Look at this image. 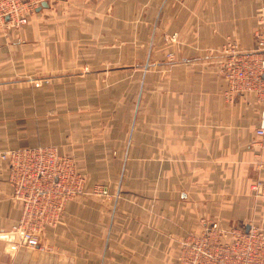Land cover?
Segmentation results:
<instances>
[{
	"label": "crops",
	"instance_id": "0c3cea01",
	"mask_svg": "<svg viewBox=\"0 0 264 264\" xmlns=\"http://www.w3.org/2000/svg\"><path fill=\"white\" fill-rule=\"evenodd\" d=\"M262 6L50 0L0 28V152L54 145L112 193L69 201L35 248L0 239V264H179L213 219L264 231L262 104L227 99L217 71L227 43L255 48ZM19 217L0 160V234Z\"/></svg>",
	"mask_w": 264,
	"mask_h": 264
},
{
	"label": "built area",
	"instance_id": "2783aa9c",
	"mask_svg": "<svg viewBox=\"0 0 264 264\" xmlns=\"http://www.w3.org/2000/svg\"><path fill=\"white\" fill-rule=\"evenodd\" d=\"M43 1L50 0H0V28L23 27ZM253 36L252 51H240L229 42L220 49L217 65L227 82L229 100L251 93L262 104L255 134L264 138V6L257 10ZM0 160L6 163L11 200L20 208L19 220L9 232L15 236L11 250L35 248L44 228L60 222L69 201L79 196L112 198L108 186H89L75 159L54 145L6 150ZM177 259L179 264H264V232L254 225L245 230L209 222L180 240Z\"/></svg>",
	"mask_w": 264,
	"mask_h": 264
},
{
	"label": "rangeland",
	"instance_id": "374dc122",
	"mask_svg": "<svg viewBox=\"0 0 264 264\" xmlns=\"http://www.w3.org/2000/svg\"><path fill=\"white\" fill-rule=\"evenodd\" d=\"M47 2H49V1H47ZM35 11H36V10H35ZM34 13H35V12H34ZM34 13H33V14H34ZM33 14H32V15H33ZM32 15H31V16H32ZM18 29H20V28H18ZM18 29H13V30H18ZM13 30H10V31H13ZM253 37H254V36H253ZM254 41H255V39H254ZM220 54H221V53H220ZM168 56H170V55H168ZM221 58H222V54H221ZM221 58H220V59H221ZM220 59H219V60H220ZM139 60H142V58H139ZM219 60H218V61H219ZM218 68H219V66L217 65V71H218L219 75L224 79L223 75L220 73V71H219ZM224 80H225V79H224ZM225 82H226V80H225ZM226 84H227V82H226ZM227 90H228V87H227ZM227 90H226V92H225V95H226V98L229 99V98L227 97ZM230 101H231V100H230ZM258 118H259V116H258ZM15 149H17V148H15ZM9 150H12V149H9ZM2 152H3V151H2ZM0 153H1V152H0ZM85 175H86V177H87V179H88L89 186H92V185H94V184H96V183L103 184V183L99 182L98 180H95V181L92 180V179L90 178V176H89L87 173H86ZM256 183H257V182H256ZM256 183H255V184H256ZM252 184H253V183H252ZM255 184H254V185H255ZM103 185H105V184H103ZM105 186H107V185H105ZM251 186H252V185H251ZM251 186H250V187H251ZM251 188H252V187H251ZM255 190H256V186H255ZM213 221L218 222L217 219H216V220L213 219V220H211L210 222H213ZM208 223H209V222H208ZM228 226H231V225H228ZM254 226H256L257 228H259L256 224H254ZM240 228H244V229H245V227H240ZM248 228H249V227H248ZM260 229H261V228H260ZM261 230L263 231V229H261ZM263 232H264V231H263ZM14 239H15V236H14ZM9 243H10V242H9ZM9 243H8V244H9ZM178 246H179V245H178ZM9 248H10V247H9ZM15 250H17V249H15ZM178 250H179V247H178ZM12 251H13V250H12Z\"/></svg>",
	"mask_w": 264,
	"mask_h": 264
},
{
	"label": "water",
	"instance_id": "95a60500",
	"mask_svg": "<svg viewBox=\"0 0 264 264\" xmlns=\"http://www.w3.org/2000/svg\"><path fill=\"white\" fill-rule=\"evenodd\" d=\"M47 6H48V2H47V1H43V2L39 5V7L36 8V11L40 10L41 8H46ZM248 227H249V226L246 225V226H245V230H247ZM0 239H1V240H4V241H8V242H13V240H14V234H12V233H4V232H2V233L0 234Z\"/></svg>",
	"mask_w": 264,
	"mask_h": 264
}]
</instances>
